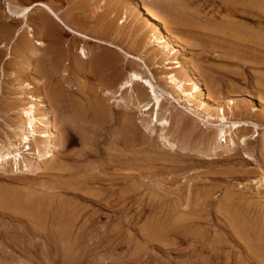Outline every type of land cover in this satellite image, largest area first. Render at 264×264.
Instances as JSON below:
<instances>
[{"label": "rangeland", "instance_id": "obj_1", "mask_svg": "<svg viewBox=\"0 0 264 264\" xmlns=\"http://www.w3.org/2000/svg\"><path fill=\"white\" fill-rule=\"evenodd\" d=\"M11 1L18 10L46 3L73 30L148 57L155 83L171 90L162 78L173 69L165 70L161 49L149 42L145 1ZM147 4L180 42L212 100L226 107L233 99L232 111L225 110L229 121L246 119L263 128L264 55L255 57L247 31L257 30L250 19L264 13V0ZM4 6L0 0V33L8 32L0 45H8L11 58L5 61L7 49L0 48V146L29 103L12 88L23 82L34 87L31 93L48 115L46 129L54 134L50 143L31 141L32 152L23 155L17 171L12 159L0 172V264H264L262 131L255 137L253 128L243 130L238 134L248 137L245 145L235 139L233 149L209 154L217 128L168 98L160 117L169 120L163 136L174 146H163V129L148 127L152 110L139 111L136 89L117 88L131 72H143L135 61L84 42L39 8L27 22L44 46L39 59H27L13 40L20 22L7 18ZM82 47L87 62L79 59ZM149 47L160 53L157 59L148 55ZM99 57L108 63L100 64ZM37 150L51 155L38 159Z\"/></svg>", "mask_w": 264, "mask_h": 264}, {"label": "bare ground", "instance_id": "obj_2", "mask_svg": "<svg viewBox=\"0 0 264 264\" xmlns=\"http://www.w3.org/2000/svg\"><path fill=\"white\" fill-rule=\"evenodd\" d=\"M143 1H145L146 3L145 2L141 3V10L143 11L144 19L147 22V25L150 27V30L152 32V36L150 35L151 38L149 42L153 41L152 43H157L159 49H161L163 55V60L162 59L161 60L163 61L165 70L167 71L169 69L171 70L173 69V72H168L165 78L164 77L162 78L165 80V86L171 89L170 91H166L160 88L161 86L159 87L155 83L154 74L146 65V59L148 57L146 58V56L131 55L128 52H125L122 48L113 45L112 43H108L103 40L93 38L82 32L73 30L67 24V22L64 21L57 14V12L46 3L35 2L27 7L20 8L18 10L16 6H14V3L11 0H4L5 6L3 10L7 18L9 17L15 21L20 22L19 27L13 33V40L17 38V40L20 41L19 44L20 51L27 57V59L30 60L37 58L39 59L38 51H41L42 47L44 46V42L41 41L38 37L36 38L34 30L30 26H28V22H27L28 16L32 13V11H34V9L39 8L43 12L45 18L50 19L53 23L59 25L65 31L74 35L75 37L82 39L84 42L91 41L101 46L110 47L111 49H115L119 53L123 54L125 58L132 59L133 61H135L136 64H138L139 67L142 68L143 72L142 73L131 72L128 76V79L125 82L121 83L117 88L119 91L126 88L131 89L132 91L136 89V92L131 91L133 94H135L134 96L136 98V106L139 109V111L144 114L145 112H149L150 110H152L151 111L152 115H151V119L149 120L148 127L151 130L153 129V126L156 124L162 127L163 130L160 134V138L163 146H174L169 139L163 136L164 130L166 128H169L170 125L169 120L168 118L160 117L162 106L164 105V102L168 98L171 100H175L177 102L179 101L183 102L184 109L187 110L192 116L194 115L200 117L202 118V120L205 121V123H208L212 125V127L217 128L215 141L214 144H212V146L209 149L210 152L209 154H215L218 149L224 147H228V150L233 149V147H235V139H237V142L239 144L245 145L248 137L246 138L243 135H239L240 134L239 132L243 130L253 128L251 130L255 131L254 132L255 137L258 136L259 130L262 131V134L264 135V127L260 128L259 124H257L254 121H245L246 119L241 121H237V120L229 121L228 117H226L225 110L227 109L230 112L232 111V107L234 106L233 99L226 100L225 102L226 107L219 105L212 100L211 96L207 93L208 90L206 91L204 89V85L202 84V82L199 81L197 74L190 68V66L187 64L186 60L182 56V46L180 42L172 35V33L168 30V28H166L164 22L158 17L156 12L152 8H150V6L147 4L148 2L157 1V0H143ZM136 6L137 3H135V7ZM227 9H229V6L227 7ZM251 17L256 19V20L250 19V21L256 25L257 30H248L247 39L249 40L248 42L250 43L252 41H255L253 42V44L255 43V46L252 48L255 49L256 52L255 57L260 58V56L264 55L263 52L264 13L257 12L253 14ZM6 33L8 34V32L6 31H4L3 34L0 33V40L6 38ZM239 41L244 43L243 40H239ZM0 48L4 50L7 49V52L5 50L4 60L5 61L10 60L11 51H9L8 45H6L4 42L3 44L0 45ZM52 49L55 52L54 48ZM147 50H148L147 51L148 55H151V57H153L154 59H157L158 55L160 54L158 53V51L154 49V47L152 48L149 47ZM51 54H53V52ZM172 57L176 58L175 66L173 68L170 66V59ZM79 59L81 62H87L86 60H88V55L83 47L80 49ZM97 61L100 62V64L102 65L103 63L107 62L103 60V58L101 57L97 58ZM174 70H176V72ZM184 78L189 82V86H190L189 90L185 88V84L183 80ZM112 84L113 82L107 84L105 89H110L112 87ZM12 88L18 91L21 95H26L27 99L29 100V103H27L25 111L23 110L24 111L23 114L18 116V122L14 125L16 126V129L10 132L11 134L7 136L8 138L7 143L1 144L0 146V172L4 170V165L8 164L9 161H11L12 159L14 161L13 166L15 168V171H17V165L18 163H20V160L23 159V155L32 152V149L30 147L31 141L33 143H38V142L50 143L49 141L50 135L54 134L52 130L46 129L45 123L48 121V115L46 110L40 111V109L41 108L44 109V107L41 102V99L37 96H34L31 93L34 87L31 86L30 83L23 82L20 85L18 84L12 85ZM105 91H106L105 93L109 92L108 90ZM174 94H176L177 99H175ZM87 96L91 97L90 94H87ZM146 97L149 98V101L147 100L148 101L147 103L143 104V102H140L142 99ZM82 99L84 101L86 100V102L89 103L88 105H90V102L88 101L89 99L87 97L85 99L83 97ZM94 108H95V112L98 115L100 116L103 115L104 111L102 110V107L99 104ZM167 111L168 110H166V112ZM256 111L257 109H253V113H255ZM20 145L22 147H20ZM14 146L19 147L20 149H17L15 152H12L11 147ZM193 151L196 152V150ZM49 152H50L49 150H45L44 152H40L39 150H37L36 157H38V159L40 158L45 159V157L51 155L50 154L51 152L50 153ZM24 169L25 170L28 169L27 164H25Z\"/></svg>", "mask_w": 264, "mask_h": 264}]
</instances>
